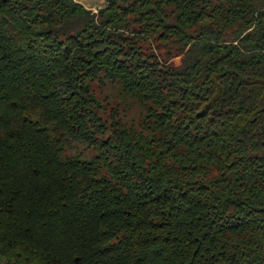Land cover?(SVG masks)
Instances as JSON below:
<instances>
[{
  "label": "trees",
  "instance_id": "1",
  "mask_svg": "<svg viewBox=\"0 0 264 264\" xmlns=\"http://www.w3.org/2000/svg\"><path fill=\"white\" fill-rule=\"evenodd\" d=\"M106 2L0 0V264H264V0Z\"/></svg>",
  "mask_w": 264,
  "mask_h": 264
},
{
  "label": "rangeland",
  "instance_id": "2",
  "mask_svg": "<svg viewBox=\"0 0 264 264\" xmlns=\"http://www.w3.org/2000/svg\"><path fill=\"white\" fill-rule=\"evenodd\" d=\"M81 3H83L87 8L92 10L93 12H98L100 8H103L106 5V0H78ZM96 93L102 97L104 100L105 98L108 99L109 102V107H115L117 104H120L121 106V113L126 114V117L128 120H131L133 118H138L139 117V107L137 104H130V105H125V111L122 110V105H123V99L119 96L118 90L116 89L115 86L112 84H107L105 86H100L97 88ZM71 153H82L86 157H89L93 154V150L86 145L82 143H75L73 145V148L70 150Z\"/></svg>",
  "mask_w": 264,
  "mask_h": 264
}]
</instances>
